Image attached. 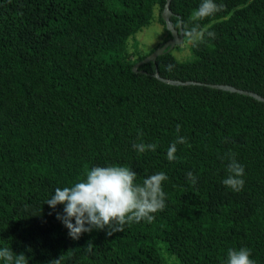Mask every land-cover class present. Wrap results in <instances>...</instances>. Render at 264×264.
I'll use <instances>...</instances> for the list:
<instances>
[{"label": "trees", "instance_id": "1", "mask_svg": "<svg viewBox=\"0 0 264 264\" xmlns=\"http://www.w3.org/2000/svg\"><path fill=\"white\" fill-rule=\"evenodd\" d=\"M201 2L170 0L182 43ZM215 2L223 9L196 22L214 39L189 43L188 60L164 52L133 72L162 44L135 55L129 40L165 27L166 0H0V248L28 264H227L229 249L248 248L264 264V102L209 87L264 98V0ZM155 70L201 85H168ZM178 137L187 143L169 161ZM141 142L157 147L140 153ZM233 158L245 169L240 191L222 183ZM111 165L130 167L137 183L163 171L166 207L151 223L72 239L57 219L64 205L45 202Z\"/></svg>", "mask_w": 264, "mask_h": 264}, {"label": "clouds", "instance_id": "2", "mask_svg": "<svg viewBox=\"0 0 264 264\" xmlns=\"http://www.w3.org/2000/svg\"><path fill=\"white\" fill-rule=\"evenodd\" d=\"M223 7V4L218 5L215 0H202L191 15L193 26L189 28L183 25V35L189 43H202L206 36L215 38L214 32L196 22L213 16ZM171 69L172 66L168 65L167 70ZM179 131L180 126L177 125V132ZM139 135L142 136L143 133ZM185 143V137H178L169 146L167 159L175 160L176 145ZM156 147L154 143L133 144V148L140 153L146 150L155 151ZM227 170L229 175L222 183L234 191L242 190L244 166L233 158ZM167 179L168 176L161 171L143 179L142 183H137V173L130 167L97 166L87 170L85 178L72 186L57 187L54 195L45 203L52 209H56L57 205H64L63 214L57 213V219L68 229V235L72 239L77 240L82 234L94 230L105 231L107 236H111L116 231H123L125 224L139 223L142 220L153 222L154 214L166 207L163 182ZM187 179L192 185L197 182V176L192 172L187 173ZM92 247L93 244L88 242L87 250L91 251ZM251 256V250L248 248L229 249L227 264H256ZM0 260H3L4 264H28L29 258L23 252L17 254L11 248L4 247L0 248ZM50 264H59V259L52 260Z\"/></svg>", "mask_w": 264, "mask_h": 264}, {"label": "water", "instance_id": "3", "mask_svg": "<svg viewBox=\"0 0 264 264\" xmlns=\"http://www.w3.org/2000/svg\"><path fill=\"white\" fill-rule=\"evenodd\" d=\"M169 4H170V0H166V3L164 5V8L161 12V18L165 23V28L166 30L171 34V38L163 43L161 46H159L158 48H156L149 56L145 57L143 60H141L140 62L136 63L133 68L132 71L133 72H138V68L146 63L149 62H156V59L161 56L164 52H170L172 51L175 46L181 44L183 42V36H182V32L181 29L179 28V30H176L172 21H171V16L172 13L169 9ZM143 73V72H141ZM153 76L168 85H172V86H184V85H201L199 83H195V82H181V81H174V80H169V79H163L158 75L157 70H155V73L153 74ZM209 87L213 88V89H218V90H222V91H226V92H231V93H236V94H240V95H244V96H248V97H252L255 100L259 101V102H264V98L260 97L259 95L252 93V92H247L244 90H239L236 89L232 86H227V85H209Z\"/></svg>", "mask_w": 264, "mask_h": 264}, {"label": "rangeland", "instance_id": "4", "mask_svg": "<svg viewBox=\"0 0 264 264\" xmlns=\"http://www.w3.org/2000/svg\"><path fill=\"white\" fill-rule=\"evenodd\" d=\"M159 15L158 8H155V16ZM168 36V31L166 28L157 22H153L150 26L144 28L141 32L137 33L134 38L129 40V52L133 53L134 47L136 54H146L152 50L158 44H163ZM180 48L172 50V55L179 61L188 60L191 57L190 50L188 49L189 43L179 44ZM170 264L173 263L172 260L169 261Z\"/></svg>", "mask_w": 264, "mask_h": 264}]
</instances>
